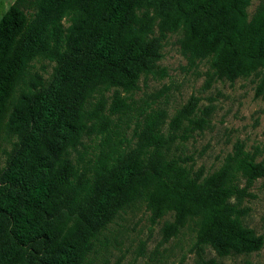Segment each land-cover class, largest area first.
<instances>
[{"label":"trees","instance_id":"16d2710c","mask_svg":"<svg viewBox=\"0 0 264 264\" xmlns=\"http://www.w3.org/2000/svg\"><path fill=\"white\" fill-rule=\"evenodd\" d=\"M251 2L12 3L0 19V132L10 141L0 165V264H90L108 226L138 202L152 224L170 217L164 241L191 223L197 252L261 250L240 206L264 162L237 145L218 170H195L171 145L207 124L197 101L176 111L168 136L167 112H147L135 98L141 82L167 76L159 63L169 34L190 67L207 65V88L253 76L264 96V4L249 17ZM36 60L52 66L47 78L30 73Z\"/></svg>","mask_w":264,"mask_h":264},{"label":"rangeland","instance_id":"374dc122","mask_svg":"<svg viewBox=\"0 0 264 264\" xmlns=\"http://www.w3.org/2000/svg\"><path fill=\"white\" fill-rule=\"evenodd\" d=\"M14 1L0 0V19ZM262 4L264 0H252L247 9L249 17ZM179 38L176 34H169L163 48L159 64L166 69L167 76L149 77L145 83H140L141 90L135 96L138 103L146 101L147 112L157 108L167 112L163 131L168 136L174 133L169 129V123L176 111L191 100L197 101L195 114L204 117L207 124L192 131L184 143L176 140L171 145V152L191 155L194 169L202 168L205 174L218 170L237 145H241L244 152L254 154L257 162H264V96L256 94L258 80L252 76L234 83L218 81L207 88L204 83L207 65L190 67L180 52ZM42 65L46 66L45 70ZM51 69L46 61L36 60L30 73L47 78ZM22 87L21 82L16 86L9 100V112ZM133 126L131 124L128 130V137ZM178 146L179 149L175 150ZM9 148V138L2 130L0 165ZM243 185L244 182L240 184ZM248 192L250 197L245 198L240 206L246 210L241 221L264 240V178L256 180ZM149 216L143 202L121 212L105 231L104 245L91 256L90 264H264V244L260 251L250 255L220 257L210 248L197 252L193 224L164 241L162 228L170 217L152 224Z\"/></svg>","mask_w":264,"mask_h":264}]
</instances>
